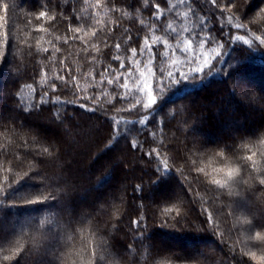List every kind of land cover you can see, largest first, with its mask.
I'll use <instances>...</instances> for the list:
<instances>
[{
  "label": "trees",
  "instance_id": "1",
  "mask_svg": "<svg viewBox=\"0 0 264 264\" xmlns=\"http://www.w3.org/2000/svg\"><path fill=\"white\" fill-rule=\"evenodd\" d=\"M237 24L264 40V0H0V264H249L264 189L190 162L264 132Z\"/></svg>",
  "mask_w": 264,
  "mask_h": 264
},
{
  "label": "clouds",
  "instance_id": "2",
  "mask_svg": "<svg viewBox=\"0 0 264 264\" xmlns=\"http://www.w3.org/2000/svg\"><path fill=\"white\" fill-rule=\"evenodd\" d=\"M203 156L191 159L193 172L197 173L203 183L208 184L213 190L220 189L224 194L232 196V188L234 185L240 184L248 189H256L257 186L264 189V132L260 133L258 139H247L239 142L235 150L229 152L225 147H209ZM261 195H264L262 190ZM253 223L251 216H243L238 218V228L246 227ZM90 226L84 225L77 228V232L87 233ZM251 245L243 248L245 242ZM84 244L87 250V258L84 264H96V258L102 259L99 244L103 241L97 239L95 243L97 248H93V240L85 237ZM233 246L249 264H264V228H257L250 234H242L238 232V237L234 241ZM4 261H8V256L3 257ZM69 264V261H64ZM79 264V261L73 262Z\"/></svg>",
  "mask_w": 264,
  "mask_h": 264
},
{
  "label": "rangeland",
  "instance_id": "3",
  "mask_svg": "<svg viewBox=\"0 0 264 264\" xmlns=\"http://www.w3.org/2000/svg\"><path fill=\"white\" fill-rule=\"evenodd\" d=\"M233 33L235 34V35H240L241 37H244V38H247V40L248 41H250L253 45H260V43H261V40L257 37V38H251L250 36H246V34H244L241 30H238V29H241L240 27H238V24L237 25H233ZM240 31V32H239ZM241 33V34H240ZM263 45V44H262ZM219 95V97H221V95L220 94H218ZM249 119V118H248ZM128 165H131V161L129 162V164Z\"/></svg>",
  "mask_w": 264,
  "mask_h": 264
},
{
  "label": "snow or ice",
  "instance_id": "4",
  "mask_svg": "<svg viewBox=\"0 0 264 264\" xmlns=\"http://www.w3.org/2000/svg\"><path fill=\"white\" fill-rule=\"evenodd\" d=\"M5 7H7V6L5 5ZM157 7H159V6H157ZM41 15H46V14L42 13ZM238 27H239V25H238ZM261 43H264V40H262ZM117 47H119V45H117ZM133 53H135V49H133ZM117 59H119V57H117ZM141 75H143V73H141ZM169 75H171V74H169ZM108 82L111 83L112 81H108ZM122 87L127 88L128 85L123 84ZM146 107H147V105H146ZM8 258L10 259V257H8Z\"/></svg>",
  "mask_w": 264,
  "mask_h": 264
}]
</instances>
